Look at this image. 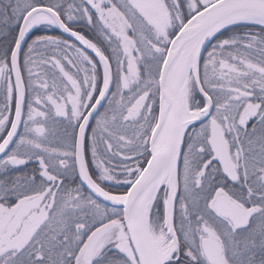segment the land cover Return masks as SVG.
I'll list each match as a JSON object with an SVG mask.
<instances>
[{
	"label": "snow or ice",
	"instance_id": "6c2138e0",
	"mask_svg": "<svg viewBox=\"0 0 264 264\" xmlns=\"http://www.w3.org/2000/svg\"><path fill=\"white\" fill-rule=\"evenodd\" d=\"M0 264H264V0H0Z\"/></svg>",
	"mask_w": 264,
	"mask_h": 264
},
{
	"label": "flooded vegetation",
	"instance_id": "af4514ba",
	"mask_svg": "<svg viewBox=\"0 0 264 264\" xmlns=\"http://www.w3.org/2000/svg\"><path fill=\"white\" fill-rule=\"evenodd\" d=\"M82 31H84L86 35H90V33H88L87 30L82 29Z\"/></svg>",
	"mask_w": 264,
	"mask_h": 264
}]
</instances>
